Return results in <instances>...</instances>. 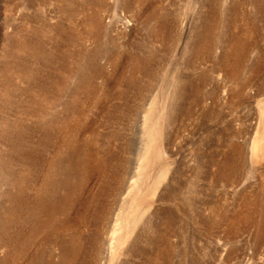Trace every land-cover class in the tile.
Instances as JSON below:
<instances>
[{"label":"rangeland","instance_id":"1","mask_svg":"<svg viewBox=\"0 0 264 264\" xmlns=\"http://www.w3.org/2000/svg\"><path fill=\"white\" fill-rule=\"evenodd\" d=\"M87 1L0 0V262L264 264V0Z\"/></svg>","mask_w":264,"mask_h":264},{"label":"bare ground","instance_id":"2","mask_svg":"<svg viewBox=\"0 0 264 264\" xmlns=\"http://www.w3.org/2000/svg\"><path fill=\"white\" fill-rule=\"evenodd\" d=\"M92 3V0H89V1H87V3ZM90 3V4H91ZM53 7V6H52ZM23 8V7H22ZM21 8V9H22ZM75 19V18H74ZM57 20H58V18H57ZM216 20V19H215ZM220 20V19H219ZM217 21V20H216ZM71 22V21H70ZM219 22V21H218ZM92 23H93V25H94V27H95V33L96 34H98L99 33V29H97L96 27H98L99 26V24L101 23V21H100V19H97V17H95L93 20H92ZM211 23V22H210ZM214 24V23H213ZM216 26H217V24H216ZM210 27V26H209ZM212 27V26H211ZM210 27V28H211ZM213 27L214 28H216L214 25H213ZM82 31V30H81ZM209 31V30H208ZM213 34V33H212ZM208 37V36H207ZM215 37V36H214ZM214 37H213V39H214ZM209 38V37H208ZM218 38V37H217ZM202 40V39H201ZM212 40V39H211ZM232 40V39H231ZM233 41H235V40H233ZM237 42H238V40H237ZM236 44V43H235ZM236 46V45H235ZM235 48V47H234ZM232 49V48H231ZM233 50H235V49H233ZM231 52V51H230ZM234 52V51H233ZM238 52H239V50H238ZM242 52V51H241ZM240 52V53H241ZM243 53V52H242ZM105 55V54H104ZM239 55V54H238ZM231 60V59H230ZM223 69V68H222ZM228 73V72H227ZM226 73V74H227ZM229 74H230V72H229ZM153 100L155 101V99L153 98ZM157 100V99H156ZM154 101H152V100H150V104H149V112H147V113H145L144 115H142L141 116V118H140V128L139 129H141L140 131H141V137L140 138H142L141 139V141H140V146H139V152H138V160H139V162L136 164V166H135V168H134V173L136 174L137 173V171L139 172V170H140V168L142 167V163H141V159H143L144 158V156L146 155V153L148 152V150H149V140H150V133H151V129L153 128L152 127V124H151V122H152V120H153V114H154V112H152V110L154 111V108H156L157 107V105H156V103L154 102ZM155 103V104H154ZM150 105H151V107H150ZM261 131V130H260ZM264 131V130H263ZM263 133V132H262ZM152 134V133H151ZM261 134V133H260ZM256 135V134H255ZM262 135H264V133L262 134ZM153 136V135H152ZM259 136V135H258ZM255 137H253V139H254ZM70 142V141H69ZM253 141H252V143L250 144V148H252V146H253ZM263 145H261V147H262ZM264 147V146H263ZM262 147V148H263ZM264 149V148H263ZM253 149H251V151H252ZM259 150V149H258ZM92 152V151H91ZM21 153H23V152H21ZM91 155V154H90ZM251 155V154H250ZM94 161V160H93ZM77 166V169H79L80 168V164H78V165H76ZM75 166V167H76ZM144 166V165H143ZM87 167V166H86ZM90 169V168H89ZM140 173V172H139ZM143 173V172H142ZM138 174V173H137ZM7 175V174H6ZM142 175V174H141ZM85 177V176H84ZM142 177H143V175H142ZM6 179H7V181L8 182H10V177L9 176H6ZM6 182V181H5ZM12 184V183H11ZM134 185H135V187L137 186V181L135 182V183H133ZM131 185H132V183H131ZM63 192V191H62ZM70 194H66V196L64 197V201L66 202V203H69L70 202ZM82 197V196H81ZM129 203V199L126 197L125 198V200L123 201V204H128ZM13 205V204H12ZM12 205H10L7 209H6V211H5V215L10 219V216H11V214L13 213H11V210H12ZM141 214H142V212H141ZM140 215V214H139ZM141 216V215H140ZM117 219L118 220H121L122 219V215H120V213H117ZM136 222L138 223V220L136 219ZM135 222V223H136ZM136 223V224H137ZM136 224H134V227H135V225ZM9 225V224H8ZM118 226H120L119 224L118 225H116V230L118 229L117 227ZM4 235H5V233H3ZM5 246V245H4ZM110 246H112V242H110ZM6 249H8V245H6V247H5ZM2 249H4V248H2ZM4 251H6V250H4ZM7 259V258H6ZM6 259H4V260H2L1 262H0V264H9V262L11 261V260H6Z\"/></svg>","mask_w":264,"mask_h":264}]
</instances>
